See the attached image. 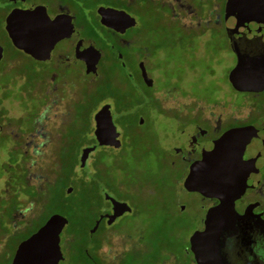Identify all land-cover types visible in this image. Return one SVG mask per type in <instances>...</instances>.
Wrapping results in <instances>:
<instances>
[{
  "label": "rangeland",
  "instance_id": "1",
  "mask_svg": "<svg viewBox=\"0 0 264 264\" xmlns=\"http://www.w3.org/2000/svg\"><path fill=\"white\" fill-rule=\"evenodd\" d=\"M224 3L225 0H174L160 8L150 4L129 8L139 25L129 31L136 38L122 51L123 66L113 59L111 66L105 65L110 60V50L104 44L112 41L98 20L92 14L78 17L79 34L94 36V43L106 50L99 64L101 77L97 78L85 74L78 60H54L58 54L71 53L69 40L56 44L53 59L36 61L11 44L0 21V45L4 49L0 61V264H10L17 243L52 214L68 219L60 236L64 246L76 252L72 257L76 264H138L136 243L142 235L145 252L139 264L180 263L170 254L166 233L172 228L166 220L178 211L174 203L177 195L190 203L194 199L181 192L179 180L184 169L167 162L165 148L175 140L171 109L208 107L217 93L214 77L226 84L225 72L233 64V55L222 23ZM55 9L50 4V11ZM140 60L153 80L151 87L140 78ZM104 73L111 75L115 85L114 91L105 95L101 80ZM119 93L131 99L130 109L118 111L114 98ZM103 97L106 99L100 102ZM142 97L149 99H143L140 114L132 117L128 113L137 110L134 101ZM263 99L260 96L258 101ZM105 103L112 106L121 142L129 137L134 142L132 148L124 147L115 157L106 156L110 177H93L98 188L82 196L76 181L85 175L83 170L94 172L95 151L84 168L79 167L78 158L81 148L93 143V114ZM41 106L45 108L39 112ZM140 117L143 125L138 123ZM22 141H30L31 145L26 166H33L28 180L41 192L26 180L17 146ZM37 144L38 153L30 155L31 147ZM131 160H135L133 170L123 166ZM71 163L73 171L68 166ZM66 176L70 180L64 187ZM121 178L126 180L129 191L124 192L125 187L117 184ZM67 187H72L70 193H66ZM101 189L131 205V212L110 226L103 220L109 204ZM192 205L188 204V210L196 217ZM175 231L180 235L179 228ZM106 245L110 252L105 258L101 250ZM62 264L71 263L66 258Z\"/></svg>",
  "mask_w": 264,
  "mask_h": 264
},
{
  "label": "flooded vegetation",
  "instance_id": "2",
  "mask_svg": "<svg viewBox=\"0 0 264 264\" xmlns=\"http://www.w3.org/2000/svg\"><path fill=\"white\" fill-rule=\"evenodd\" d=\"M170 2L173 3L174 0H0V21H2L3 29L6 32L5 19L12 10H33L37 6L44 7L46 14L51 19L58 14L70 16L74 30L70 37L63 40L70 41L72 45L71 53L68 56L58 54L54 57V60L61 63L78 60L82 64L83 70H85L84 62L76 58L75 47L78 41L81 42L80 49L92 45L100 51L101 57L97 64V73L87 75L97 78V76L101 77L99 64L105 59L106 50L94 43V36L79 34L78 17L92 14L99 22L100 16L97 9L106 7L125 11L134 17L137 25H139L138 18L128 11L129 8L139 9L145 4L160 8L162 4L169 5ZM50 4L56 6V9L52 12L50 11ZM80 8L85 9V11ZM102 27L107 31L109 39L112 41L111 44H104L107 51L110 50V60H106L105 65L107 67L111 66L113 59L123 66L122 51L134 42L136 36L129 35V31L135 27L128 28L123 33ZM224 31L226 33L225 28ZM227 40L233 55V64L226 69L224 79L226 84H222L217 76L214 77L213 86L217 88V93L213 94L214 102L208 107H177L171 109L173 114L171 124L175 130L172 134L175 140L165 148L167 162L171 165L178 164L184 169V174L179 180V186L181 192L191 195L194 199V202L190 203L186 202L181 195H177L174 203L177 205L178 211L175 214L168 215L166 220L168 227L172 228L166 233L172 247H170V254L179 258V264H198L195 253L191 249V238L195 233H200L199 236L203 238L199 241L196 240L193 245V249L203 256L202 264H264V164L259 169L255 166L252 167L248 175L242 174L244 177L242 180L228 183L224 178L226 177L224 174L219 186H215V184L213 185L212 182L208 181L210 178L204 176L207 173H202L200 176L191 173V167L194 164L212 160L210 155L213 153L217 155V159H221L234 143L241 145L240 147L243 148L241 156L237 157L240 161L253 160L256 162L259 159L264 160V99L258 101L260 96L264 97V41L251 38L254 42L249 40L248 44L241 50L238 48L239 50L235 51V47L230 44L228 37ZM53 50L50 59L40 62L53 59ZM3 54L4 49L2 47V57ZM105 65L104 67H106ZM44 108V106H41L39 112L43 111ZM139 125H143V122ZM16 142L18 140L12 141V143ZM249 145L252 148L251 152L245 148ZM17 146H19V153L26 156L27 162L29 159L28 148L31 146L30 141H22ZM38 146L37 144L31 147L32 150L29 154L36 155ZM32 166L30 167L32 168ZM30 167L25 165L27 179ZM185 181H187L188 187L184 186ZM29 183L36 192H41L36 188V185L32 182ZM126 190L129 191L128 188H124V192ZM107 202L109 204L108 208H110L111 203L110 201ZM188 204H193L192 206L195 207L196 217L188 210ZM127 205L131 208V205ZM209 212L212 213L208 219ZM106 219L107 217L104 216L103 220ZM12 222L17 226L14 221ZM114 222L111 224L106 223V225L110 226ZM176 228H179L180 235H176L177 231L174 232ZM36 230L25 235L22 240L29 237ZM143 239L142 235L136 243L137 253H139L138 264L145 252ZM64 242L60 236L59 246L63 258L58 264H62L66 258L69 259L71 264H76L75 260L72 261V257L75 256L76 252L71 250L69 246H64ZM67 249L69 250L67 251ZM109 252L110 247L108 245L104 246L101 250L102 257L106 258Z\"/></svg>",
  "mask_w": 264,
  "mask_h": 264
},
{
  "label": "water",
  "instance_id": "3",
  "mask_svg": "<svg viewBox=\"0 0 264 264\" xmlns=\"http://www.w3.org/2000/svg\"><path fill=\"white\" fill-rule=\"evenodd\" d=\"M97 13L102 26L118 33H123L126 29L137 25L136 19L123 10L99 7ZM223 17L227 37L230 44L235 47V51L241 50L251 38L264 41V0H226ZM5 30L15 48L36 60L46 61L50 59L51 51L56 43L70 37L74 27L70 16L58 14L51 19L44 7L37 6L33 10H12L6 16ZM80 45L81 42L78 41L75 47L76 58L84 62L85 74H96L101 57L100 51L92 45L80 49ZM1 57L2 47L0 46V59ZM138 68L144 84L151 87L153 80L147 75L143 61L138 63ZM113 116L114 112L110 103L101 105L94 112L92 134L95 142L81 148L78 158L80 168L85 167L89 155L98 147H121L120 131L114 124ZM142 122L143 118L140 117L139 123ZM1 130L2 125H0ZM240 146L232 144L221 159H217L214 153L211 154L212 160L194 164L191 167V173L197 176L207 173L204 176H208L210 178L208 181L215 186L220 185L224 174L228 183L242 180L244 178L242 174L248 175L254 166L259 169L264 164V160L240 161L237 158L242 154L243 148ZM245 148L249 152L252 150L251 145ZM184 186L188 187L187 181ZM71 191L72 187L66 188L67 193ZM102 192L104 191L101 189ZM102 195L111 203V207L107 208L103 215L107 217V224H111L116 218L131 210L126 203L117 201L106 192ZM211 213H208V219ZM67 223L68 219L62 215H50L35 232L17 245L11 264H58L63 258L59 246L60 233ZM199 235L200 233H195L192 236L191 249L195 253L197 263L202 264L203 256L193 249L194 242L203 239Z\"/></svg>",
  "mask_w": 264,
  "mask_h": 264
},
{
  "label": "trees",
  "instance_id": "4",
  "mask_svg": "<svg viewBox=\"0 0 264 264\" xmlns=\"http://www.w3.org/2000/svg\"><path fill=\"white\" fill-rule=\"evenodd\" d=\"M103 80V88H104V95L108 94V93H112L111 91H114L115 85H113V79L111 77V75H108L107 73H104V77L102 78ZM120 87V86H119ZM119 87L117 86L118 91H121L119 89ZM104 99H106V97H103L100 99V102L103 101ZM149 99L148 97H142L139 100L134 101V104L137 106V110L134 112H129L128 114L131 115L132 117H136L140 114V109L139 107L141 106L142 102ZM114 103H116V105L118 106V111L121 112L122 108H126L130 109V107L133 105L131 102L130 98H124V96L119 93L118 95L115 96L114 98ZM125 110V111H126ZM88 130V129H87ZM86 130V132H88ZM94 142V139H92ZM134 140L130 139V137L127 139L125 138L123 143L121 144V147L119 148H113V147H98L96 149V151L93 153V161L92 164L94 166V172L92 174L87 173L86 170H83L82 173L84 172L85 175H83V177L79 178V180L76 181V189L80 192V194L82 196H84L83 192L85 193V191H91L93 190V188L99 186V184L93 179V177H97V178H101L103 176L109 178L110 176L108 175V165L106 163L105 158L108 154H112L113 157L116 156L117 153H119V151H121L124 147H126L125 150H127L128 147H131V143H133ZM128 144V145H125ZM132 148V147H131ZM96 153V156L94 155ZM21 154V153H20ZM21 159H22V164L24 165V169H25V162H26V156L24 154H21ZM132 161L135 160H131V162L129 163L128 161H125V163H123L124 167H128L131 168V170L134 169V164L132 163ZM70 171H73L74 169V163L72 165L68 164ZM25 176H26V180L27 179V173L25 171ZM69 178L66 176L65 179H63L62 183H66L64 185V187H66L68 185L69 182ZM29 182V181H28ZM120 183L122 186H124L125 188L126 186V180H124V178H121V180L119 182H117V184ZM101 187V186H100ZM99 187V188H100ZM115 188L117 189L116 183H115Z\"/></svg>",
  "mask_w": 264,
  "mask_h": 264
}]
</instances>
